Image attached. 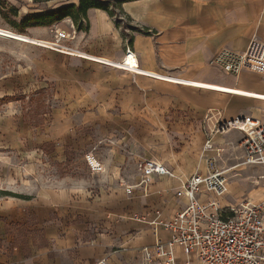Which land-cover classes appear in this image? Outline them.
Returning <instances> with one entry per match:
<instances>
[{
  "label": "crops",
  "instance_id": "1",
  "mask_svg": "<svg viewBox=\"0 0 264 264\" xmlns=\"http://www.w3.org/2000/svg\"><path fill=\"white\" fill-rule=\"evenodd\" d=\"M2 1L18 3L19 13L78 3ZM121 9L129 21L119 26L106 10L90 8L80 29L68 17L26 28L46 44L32 46L36 55L25 78L31 87L50 89L52 106L43 123L25 125L4 153L27 160L31 171L55 165L63 172L30 181L21 188L27 191L0 188L12 194H0V264H147L142 248L169 236L134 215L152 219L157 209L161 218L172 216L187 202L175 197L179 180L206 175L213 160L238 171L240 133L216 132L220 120L250 115L264 123V74H226L210 63L220 49L243 52L251 40L264 43V0H126ZM55 31L69 33L63 42L80 54L49 47ZM127 53L137 69L122 64ZM73 153L85 178L64 169ZM87 154L102 171L89 169ZM146 158L178 179L155 176L147 194L139 188L126 194L122 183L136 184V164ZM236 185V178L228 181L222 207L245 197L234 196ZM176 254L179 264H200L194 254Z\"/></svg>",
  "mask_w": 264,
  "mask_h": 264
},
{
  "label": "built area",
  "instance_id": "2",
  "mask_svg": "<svg viewBox=\"0 0 264 264\" xmlns=\"http://www.w3.org/2000/svg\"><path fill=\"white\" fill-rule=\"evenodd\" d=\"M117 15L122 24L126 22L122 14ZM69 38V33L55 31L53 41L47 45L60 52L80 54L63 42ZM129 56V53L125 55L122 64L128 69H137L133 56L131 62L126 61ZM210 63L226 74L237 75L248 70L263 75L264 43L251 40L243 52L220 49L213 54ZM214 130L223 134L240 133V165L255 171L248 178L262 191V197L245 196L235 204L222 207L219 198L227 194L228 181L241 175L238 171L229 173L228 169L215 167L213 160L214 169L206 175L196 173L179 180L175 197L185 198L187 202L172 216L161 218L157 209L152 219L149 213L134 215L137 220L152 225L154 231L160 227L169 236L142 248L147 264H179L176 249L185 256L194 254L200 264H264V123L253 116L242 115L220 120ZM208 143L207 140V147ZM85 160L91 171L103 170L92 155H85ZM136 168L139 173L136 184L122 183L126 194H131L135 188L147 194L155 176L178 179L171 169L154 158L139 160ZM202 192L212 194L213 198L200 201L198 196Z\"/></svg>",
  "mask_w": 264,
  "mask_h": 264
},
{
  "label": "rangeland",
  "instance_id": "3",
  "mask_svg": "<svg viewBox=\"0 0 264 264\" xmlns=\"http://www.w3.org/2000/svg\"><path fill=\"white\" fill-rule=\"evenodd\" d=\"M2 2L4 4L2 14L0 13V26L27 36L26 28L22 29L20 25L15 26L19 24L20 16L23 14L19 13V4ZM48 3L51 1H43L40 5L46 6ZM10 7L17 8L16 14L7 10ZM32 46L34 44L0 37V188L14 189L17 187L19 188L17 190L27 191L25 187V189L21 188L28 185L30 181L34 185L39 184L41 177L63 172L62 167L55 165L35 167L31 171L27 168V160L15 155L12 158H6L7 155L4 153L10 150L8 142L13 137H17L25 125L43 123V119L50 113L52 106L53 96L50 89L42 91L35 86L31 87L30 82L25 78L27 74L23 71L30 65L27 62L30 61L29 58L36 55ZM13 150L16 151V149ZM69 158V164L64 169L69 172L68 174L74 173L85 178V167L78 154L73 153L69 155ZM233 161L236 163V170L241 175L236 178L234 196L238 192L241 193V197L243 195L254 199L262 197V191L248 178L255 171L240 165L239 158H234ZM233 199L230 201H234ZM19 233L22 235L21 231Z\"/></svg>",
  "mask_w": 264,
  "mask_h": 264
},
{
  "label": "trees",
  "instance_id": "4",
  "mask_svg": "<svg viewBox=\"0 0 264 264\" xmlns=\"http://www.w3.org/2000/svg\"><path fill=\"white\" fill-rule=\"evenodd\" d=\"M34 3H40L49 0H32ZM126 0H78L77 4L69 3L59 6L54 9H45L39 12L23 13L20 16L19 26L20 28H27L31 26H43L49 25L54 22L60 21L66 17L70 18L77 29L82 28V19L86 18V12L90 8H99L106 10L110 16H115V24L119 26L121 20L117 18V14H122L124 19L129 21V18L122 13L121 4ZM4 3L0 0V13L2 14V8ZM10 12L16 14L17 8L10 7L7 9ZM131 31L145 32L136 27H129ZM130 41V38H128ZM1 195H12L10 192L0 191Z\"/></svg>",
  "mask_w": 264,
  "mask_h": 264
},
{
  "label": "bare ground",
  "instance_id": "5",
  "mask_svg": "<svg viewBox=\"0 0 264 264\" xmlns=\"http://www.w3.org/2000/svg\"><path fill=\"white\" fill-rule=\"evenodd\" d=\"M0 37L7 38V39H14V40H19L23 41L29 44H34V45H45L46 43L42 42L41 40L34 39L32 37L15 33L13 31H10L8 29L0 28ZM44 40V39H43ZM47 42V41H46ZM43 47V46H42ZM82 53V52H81ZM86 55V54H85ZM131 56V55H130ZM130 56L128 58H130ZM126 59L127 62H131L130 60ZM108 64V63H107ZM122 65V64H121ZM231 92V91H230ZM235 93V92H234Z\"/></svg>",
  "mask_w": 264,
  "mask_h": 264
}]
</instances>
